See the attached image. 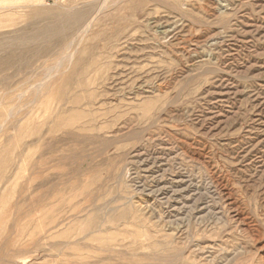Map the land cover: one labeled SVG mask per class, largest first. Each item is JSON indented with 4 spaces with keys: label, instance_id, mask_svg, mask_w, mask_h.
<instances>
[{
    "label": "rangeland",
    "instance_id": "1",
    "mask_svg": "<svg viewBox=\"0 0 264 264\" xmlns=\"http://www.w3.org/2000/svg\"><path fill=\"white\" fill-rule=\"evenodd\" d=\"M0 264H264V0H0Z\"/></svg>",
    "mask_w": 264,
    "mask_h": 264
},
{
    "label": "bare ground",
    "instance_id": "2",
    "mask_svg": "<svg viewBox=\"0 0 264 264\" xmlns=\"http://www.w3.org/2000/svg\"><path fill=\"white\" fill-rule=\"evenodd\" d=\"M182 180V179H181Z\"/></svg>",
    "mask_w": 264,
    "mask_h": 264
}]
</instances>
